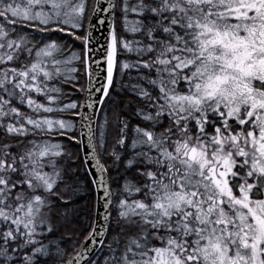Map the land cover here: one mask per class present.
<instances>
[{"label":"snow or ice","instance_id":"snow-or-ice-1","mask_svg":"<svg viewBox=\"0 0 264 264\" xmlns=\"http://www.w3.org/2000/svg\"><path fill=\"white\" fill-rule=\"evenodd\" d=\"M0 264H264V0H0Z\"/></svg>","mask_w":264,"mask_h":264}]
</instances>
